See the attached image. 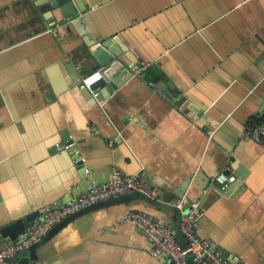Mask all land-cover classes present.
<instances>
[{
  "label": "crops",
  "instance_id": "0c3cea01",
  "mask_svg": "<svg viewBox=\"0 0 264 264\" xmlns=\"http://www.w3.org/2000/svg\"><path fill=\"white\" fill-rule=\"evenodd\" d=\"M88 6L97 43L148 60L144 67L157 63L163 75L153 83L156 71L148 79L128 74L111 94V82L100 88L102 100L93 92L89 98L84 79L100 70L85 35L58 25L60 7L0 0V226L37 211L40 219L47 207L115 172H143L183 194V205L188 198L200 205L204 195L197 232L244 264H264V145L244 128L264 112V0ZM236 160L244 179L232 167ZM227 165L241 182L224 195L216 176ZM136 209L173 224L180 210L135 201L84 214L38 249L40 264H166L134 224L122 221ZM176 238L187 245L180 224Z\"/></svg>",
  "mask_w": 264,
  "mask_h": 264
},
{
  "label": "built area",
  "instance_id": "2783aa9c",
  "mask_svg": "<svg viewBox=\"0 0 264 264\" xmlns=\"http://www.w3.org/2000/svg\"><path fill=\"white\" fill-rule=\"evenodd\" d=\"M100 78L101 74L95 72L84 79V84L89 87ZM244 128L254 142L264 145V112L255 113L248 118ZM216 180L222 189H226L237 182V175L233 172L231 165H227L217 174ZM133 190L145 193L153 199H158L161 196L160 188L151 181L140 178L136 174L115 172L112 178L104 184L94 186L67 202L47 207L42 217L34 221L28 228L29 238L23 236L18 242L0 250V264H10L13 257L33 242L41 239L68 215L89 205ZM193 205L190 212L181 217L180 222L181 232L187 242L185 247L176 238L175 224L162 216L136 209L129 211L122 221L134 224L140 233L152 243V255L155 257L164 256L166 264H190L189 256H192L193 261L197 264H232L216 246L199 238L196 222L201 214L200 211L196 212L198 205ZM178 207L182 209L183 203H179Z\"/></svg>",
  "mask_w": 264,
  "mask_h": 264
},
{
  "label": "water",
  "instance_id": "95a60500",
  "mask_svg": "<svg viewBox=\"0 0 264 264\" xmlns=\"http://www.w3.org/2000/svg\"><path fill=\"white\" fill-rule=\"evenodd\" d=\"M49 4L52 8L60 7L61 11V20L58 22V25L63 26L67 24H71L79 33L84 34L86 44L89 48V51L92 55V64L95 69L100 70L101 78L92 83L89 87L86 86L83 82L82 91L83 93L92 98V92L96 94V99L102 100L103 91L100 88L105 87L109 82H111V86L107 85V91L112 93L113 90L118 89L122 86L125 76L130 74L128 78H131L135 75L141 76L143 78H149V74L153 71H156L159 76H156L152 79L153 83H156L162 75V68L157 63L149 64L147 67H144V62L148 64V60L142 58V61H133L127 59L123 49L114 48L110 45L109 42L103 43L100 45L96 42V40L90 34L89 24L86 21V14L88 13V5L89 0H49ZM59 14V13H58ZM158 77V78H157ZM181 103V101H180ZM82 161L79 160L78 163ZM232 167L235 170L240 168V176L241 179L245 178V168L240 164L239 161H235L232 163ZM140 178H144L147 181H151L155 185H157L162 191L161 196L158 199H153L146 195L145 193L139 191H130L126 194H122L116 197H112L108 200L97 202L95 204L89 205L83 208L80 211H77L73 214L68 215L63 218L60 222H58L52 229H50L41 239L33 242L27 248L19 252L15 257L11 259V264H40L38 249L46 242H48L52 237L57 235L63 228L68 226L71 222H74L84 214L97 211L99 209L117 205V204H130L135 201H140L150 207L167 210V211H175L177 205L183 198V194L175 191L173 192L172 187H170L162 178L160 177H147L143 172L137 175ZM241 180H238L235 184L227 189H221L220 192L224 195H228L235 186L240 183ZM211 192V191H210ZM209 192V194H210ZM198 196L200 192H196ZM197 197V196H196ZM204 195L201 196L200 199H203L202 203L198 205L196 212H199L204 204ZM194 203L193 198H188L184 200L183 208L177 211V224H180L181 217L186 215L192 209V205ZM40 212L31 213L23 218H20L12 223L0 226V250L5 249L10 244L18 242L20 237H30V233L27 232L28 228L33 224L36 219H39ZM198 236L200 239L207 240L210 244L216 246L219 250L222 251L223 256L228 259L232 264H244L241 259L228 251L223 245L219 244L215 239L206 234L204 231H199ZM192 257V256H191ZM193 259V258H192ZM190 264H197L193 260L189 261Z\"/></svg>",
  "mask_w": 264,
  "mask_h": 264
}]
</instances>
